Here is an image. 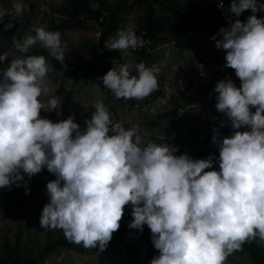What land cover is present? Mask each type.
I'll return each instance as SVG.
<instances>
[{"label": "clouds", "instance_id": "obj_1", "mask_svg": "<svg viewBox=\"0 0 264 264\" xmlns=\"http://www.w3.org/2000/svg\"><path fill=\"white\" fill-rule=\"evenodd\" d=\"M24 9L19 0L13 5L17 17ZM246 10L251 12L246 21L236 19L211 37L226 52L225 67L241 81L237 87L226 77L214 89L215 107L233 129L232 135L212 138L219 170L212 154L177 155L178 146L167 139H150L114 121L103 102L95 104L84 127L75 114L56 122L41 117V110L60 109L61 101H44L51 68L44 55L29 50L40 44L62 64L65 50L59 31L36 26L23 42L13 39L20 55L0 69V188L26 186L47 168L56 178L46 186L49 202L40 227L61 229L70 242L99 252L107 249L125 206L131 205L126 234L141 232L135 240H143L140 254L148 264H225L245 242L264 241V18L256 15L264 8L256 0H231V13L238 17ZM5 16L8 11L0 8V23ZM12 27L9 20L0 30ZM138 46L132 27L105 44L110 51ZM6 61L7 54H0V63ZM132 71L127 64L111 68L100 80L117 99L143 100L158 90L155 65L141 62L137 75ZM146 225L151 236H143ZM144 242L150 247L143 248ZM153 248L159 254L152 258Z\"/></svg>", "mask_w": 264, "mask_h": 264}, {"label": "rangeland", "instance_id": "obj_2", "mask_svg": "<svg viewBox=\"0 0 264 264\" xmlns=\"http://www.w3.org/2000/svg\"><path fill=\"white\" fill-rule=\"evenodd\" d=\"M73 1L75 0H19L25 9L17 17L13 5L18 0H0V8L9 13L3 23H0V29L9 20L13 22L11 29L0 30V54L8 56V61L0 63V69L7 67L13 57L20 55L13 39L23 42L27 34H34L32 29L36 26L60 32L61 46L65 50L63 64L40 44L35 45L28 53L44 55L51 68L48 74L49 96L44 97V101L53 97L61 101L60 109L41 110V117L56 122L75 114V121L84 127V121L95 111V104L103 102L114 121L123 122L126 128L136 127L150 139H167L169 143L178 146L179 151L176 154L186 152L194 159L207 158L212 154L216 158L213 167L219 170V148L212 138L214 135H232L233 129L225 114L218 112L215 107L217 101L216 98L215 102L213 100V87L226 77H230L237 87L241 81L236 77L234 69L225 67L226 52L217 49L215 41L208 43L203 38V25H191L187 34L178 30L166 41L157 42L145 49L144 53L127 49L118 51L122 54L121 58L108 60L98 53L102 33L107 28L106 10L112 8L119 18V25L111 34V37H115L118 31L128 27L135 29L144 21L146 3L141 5L134 0H104L105 9L100 18L105 20L99 18L101 22L97 23V18H92L87 12H78ZM88 1L94 10L99 8L96 0ZM198 1L203 7L211 4V0ZM256 2L264 7V0ZM155 10L157 14L163 13L172 19L175 17L172 11H164L158 6ZM185 11H188L187 6ZM80 14H84L87 20H81ZM202 18L205 22L208 21L207 16L202 14L196 17L197 20ZM107 41L108 39L104 40V43ZM148 54L152 55L150 62L146 61ZM141 62L159 68V88L147 98L117 99L103 86L100 78L111 68L119 69L123 65H131L132 74L137 75L135 66ZM79 71L82 73L79 74ZM189 98L192 101H188ZM171 100L177 102L179 107L182 104L180 109L175 115L160 119L158 125L155 124L157 114L162 110H169ZM213 108L214 114L210 116ZM240 130L249 129L242 127ZM55 178L44 168L30 180L25 175V180H28L26 186L21 183L20 187L13 185L10 189L0 188V253L4 243L14 245L18 242L22 257L39 256L45 264H129L130 260L123 245L109 242L103 252H99L98 247L85 249L75 243L68 248L55 246L57 240L63 238V231L44 229L39 223L42 209L49 202L47 183ZM26 187L30 190L29 194H25ZM140 236L141 232L136 230L124 234L123 238L131 241ZM254 241H258L264 251V241L258 237ZM47 245H53V248L47 249ZM142 247L150 246L144 242ZM153 249L152 258L159 254L158 250ZM225 264L254 262L247 252L237 250L227 257Z\"/></svg>", "mask_w": 264, "mask_h": 264}, {"label": "trees", "instance_id": "obj_3", "mask_svg": "<svg viewBox=\"0 0 264 264\" xmlns=\"http://www.w3.org/2000/svg\"><path fill=\"white\" fill-rule=\"evenodd\" d=\"M127 2V0H124ZM137 3L143 5L146 3V16L144 21L135 28V33H139L141 30L146 29L148 31V36L152 39L153 44L155 45L157 42L166 41L171 34L180 30L182 34H187L190 32L191 25H203L204 35L203 38L209 34L214 33L215 31L220 30L221 27L224 26L223 21L220 19L218 13L215 10V5L213 2L209 5V7H203L200 1L198 0H134ZM228 4L231 3V0H226ZM99 3V8L93 9L88 0H75L73 1L74 8L80 12L85 11L92 18H97V22H101L99 20L100 16L103 14L105 9V1L104 0H96ZM68 5V4H67ZM160 7L164 11H172L174 13V18H170V16L166 14H157L156 7ZM185 6H187L188 11H185ZM258 7H262L261 5H257ZM170 9V10H168ZM108 15L106 19L107 28L102 33L101 39V47L104 50L103 58L104 59H119L121 58V53L118 51H110L105 47L104 40L109 39L114 31H116L117 26L119 25V18L117 17V13L111 9L106 10ZM202 14L203 16H207L208 21L205 22L204 18L197 20L196 17ZM251 15L250 10H246L240 14V16L246 21L244 18L245 15ZM84 15V14H83ZM89 15L87 17L89 18ZM258 17L264 18V11L256 13ZM103 19L102 21H104ZM185 21V22H184ZM105 25V26H106ZM204 39V40H205ZM147 49V48H146ZM145 52V49L142 50V53ZM152 60V55L148 54L146 61L150 62ZM215 86L213 87V91ZM215 98L213 100L215 102ZM188 101H192V98L187 99ZM167 111H161L157 114L156 119L166 118L168 116L175 115L178 111V103L175 102ZM210 116L214 114V108L210 112ZM156 124V121H155ZM133 219L131 215V205L125 206V211L123 218L120 222V228L118 231L113 233V237L110 241L113 245H123L124 251L127 257L129 258V264H143L144 261L141 258V245L140 242L143 241L141 239L128 241L126 238H123L122 235L126 234L130 231L128 227L129 222ZM146 233L143 236H151L150 229L146 225ZM74 243L70 242L65 238H59L55 243V246L59 247H72ZM53 248V245H47V249ZM241 251L247 252L250 258L253 260L254 264H264V251L261 247V244L258 241H250L245 242L241 249ZM58 253H61L58 250ZM0 264H45L39 256H30V257H22L19 251V243H15L14 245H10L8 243H4L2 245L1 253H0Z\"/></svg>", "mask_w": 264, "mask_h": 264}, {"label": "built area", "instance_id": "obj_4", "mask_svg": "<svg viewBox=\"0 0 264 264\" xmlns=\"http://www.w3.org/2000/svg\"><path fill=\"white\" fill-rule=\"evenodd\" d=\"M211 2L214 3L215 10L219 14L220 19L223 21L224 27L230 26V24L233 23L236 19H239L242 21V17L240 15L237 17L235 14H233L229 11L230 4H228L226 0H223V7L222 8L218 6L220 4V0H211ZM246 16L247 15H245V17ZM79 18L81 20H84V21L87 20L86 16L83 14H80ZM100 20H103V17H101ZM218 33H219V30L214 32L213 34H209L206 37V40L208 41V43L213 42L214 40L211 39V37L213 35L218 34ZM136 36L140 42V46H138L136 49L129 48L133 52H141L143 49L149 48L150 44H153V41L148 36V31L146 29L141 30L139 33L136 34ZM98 53H100V54L104 53V50L101 46L98 47ZM81 73L82 72L79 71V74H81ZM216 96H217V93H215V97Z\"/></svg>", "mask_w": 264, "mask_h": 264}, {"label": "crops", "instance_id": "obj_5", "mask_svg": "<svg viewBox=\"0 0 264 264\" xmlns=\"http://www.w3.org/2000/svg\"><path fill=\"white\" fill-rule=\"evenodd\" d=\"M171 103H172V105H171V107L170 108H172V106L174 105V104H176L175 102H174V100H171ZM182 105V104H181ZM181 105H180V107H181ZM180 107L178 106V109H180ZM169 108V109H170ZM162 111H167V110H162ZM169 117V116H168ZM165 118V117H164ZM167 118V117H166ZM161 119H163V118H161ZM159 120L160 119H156L155 121H156V124L158 125V122H159ZM183 153H186V152H183ZM179 154H182V153H179ZM179 154H177V155H179ZM144 264H148L147 262H145Z\"/></svg>", "mask_w": 264, "mask_h": 264}]
</instances>
